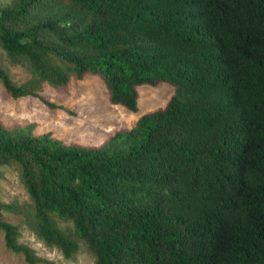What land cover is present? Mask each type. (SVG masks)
<instances>
[{
  "label": "trees",
  "instance_id": "1",
  "mask_svg": "<svg viewBox=\"0 0 264 264\" xmlns=\"http://www.w3.org/2000/svg\"><path fill=\"white\" fill-rule=\"evenodd\" d=\"M0 50L30 74L0 66L13 97L95 73L136 110L137 85L174 87L99 145L0 124V164L16 165L44 245L81 243L93 264H264V0H10ZM8 208L4 245L59 264L18 240Z\"/></svg>",
  "mask_w": 264,
  "mask_h": 264
},
{
  "label": "rangeland",
  "instance_id": "2",
  "mask_svg": "<svg viewBox=\"0 0 264 264\" xmlns=\"http://www.w3.org/2000/svg\"><path fill=\"white\" fill-rule=\"evenodd\" d=\"M9 1L0 0V4ZM0 66L16 83L30 76L23 65L7 61L1 50ZM33 88L36 96L13 97L0 82V124L8 128L29 126L32 134L48 132L65 144L90 145L103 143L114 131L133 125L141 113L163 106L174 91L168 82L139 84L137 108L129 110L110 102L105 82L95 73L80 78L70 76L61 85L41 82ZM0 201L11 205V208L1 209L2 217L18 225V240L29 245L35 254L59 264H93L92 254L81 243L72 256L64 257L56 247L44 245L35 236L29 226L31 204L13 162L0 164ZM57 224L69 228L67 222L57 221ZM0 264H27L20 252L4 245L1 230Z\"/></svg>",
  "mask_w": 264,
  "mask_h": 264
}]
</instances>
